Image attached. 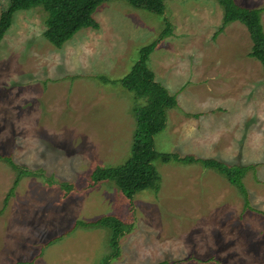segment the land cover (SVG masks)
<instances>
[{
    "label": "rangeland",
    "instance_id": "obj_1",
    "mask_svg": "<svg viewBox=\"0 0 264 264\" xmlns=\"http://www.w3.org/2000/svg\"><path fill=\"white\" fill-rule=\"evenodd\" d=\"M94 18L100 30L58 49L43 9L20 12L0 44V156L38 174L7 200L17 173L0 160V264H104L110 232L76 225L105 216L133 227L112 264H264V66L249 57L247 28L233 23L215 39L223 9L214 0H167L165 16L114 0ZM166 20L172 34L148 66L179 106L156 150L255 166L244 179L249 209L225 177L196 164L156 161L159 190L132 205L113 182L91 186L98 167L131 157L135 108L146 102L120 81Z\"/></svg>",
    "mask_w": 264,
    "mask_h": 264
},
{
    "label": "trees",
    "instance_id": "obj_2",
    "mask_svg": "<svg viewBox=\"0 0 264 264\" xmlns=\"http://www.w3.org/2000/svg\"><path fill=\"white\" fill-rule=\"evenodd\" d=\"M6 5L0 16V44L11 30L17 14L35 9H43L47 14L46 40L54 47L62 49L66 43L85 29L100 30V24L95 20L97 10L107 2L114 0H4ZM133 8L145 10L160 16L166 14L167 0H124ZM223 9L222 25L215 34V39L226 31L233 23L244 25L253 42L249 57L257 60L264 66V9H251L240 6L235 0H214ZM172 24L166 20V30L153 44L144 47L140 60L131 73L120 81L122 86L135 94L137 100H145L146 104L135 108L137 127L134 134L132 154L122 166L116 168L98 167L91 176V186L97 187L107 182L115 183L125 198L133 204L136 196L147 190H159L161 176L154 163L162 160L164 164L201 165L216 171L225 177L245 198V208H250L249 195L244 179L255 166H230L217 159H203L195 155L160 154L155 147V138L168 127L169 112L179 106L177 96L167 87L158 82L156 74L149 68L151 55L158 45L170 37ZM0 160L8 162L17 173L14 185L7 200L15 195L22 180L26 177L38 175L36 172L16 165L11 157L0 156ZM49 183L51 181L47 180ZM60 187L71 193L74 186L61 183ZM76 227L103 228L110 232L111 253L104 264L121 257V239L133 228L115 216H105L91 222H79ZM50 242L49 245H52ZM159 264H169L162 262Z\"/></svg>",
    "mask_w": 264,
    "mask_h": 264
}]
</instances>
